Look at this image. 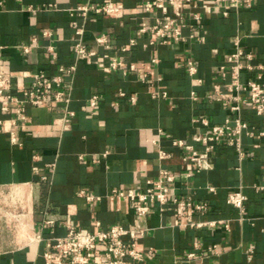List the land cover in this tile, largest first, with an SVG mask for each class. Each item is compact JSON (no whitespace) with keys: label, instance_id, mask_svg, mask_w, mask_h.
<instances>
[{"label":"crops","instance_id":"obj_1","mask_svg":"<svg viewBox=\"0 0 264 264\" xmlns=\"http://www.w3.org/2000/svg\"><path fill=\"white\" fill-rule=\"evenodd\" d=\"M106 1L123 15L90 10L83 18L70 11ZM144 1L0 0V69L14 91L37 71L52 76L59 65H76L65 83L72 119L63 121L60 103L27 105L29 119L13 128L15 144L0 129V214L16 216L28 232L22 245L0 249V264H44L45 242L32 241L34 233L50 238L64 236L70 227L93 231L114 224L146 230L137 240L142 260L127 258L128 264H264V188H255L264 185V136L251 133L264 130V117L251 104L235 112L222 102L230 94L224 85L230 74L223 79L222 67L237 36L253 54L251 64L264 65V0L249 5L241 0L225 17L185 4L186 15H202L203 27L190 19L192 27L182 29L184 40L168 34L166 43H151L150 30L139 31L142 21L153 23L143 13ZM30 6L38 9L32 12ZM72 22L83 28L82 43L95 56L74 59L78 36ZM100 36L104 43L97 41ZM112 58L122 59L124 67L111 69ZM187 58L196 67L192 75ZM240 78L264 84V71L244 70ZM93 96L95 106L89 102ZM235 119L247 125L239 133L242 157L225 136L213 143L212 167L197 171L184 159L190 152L173 144L182 140L202 151L204 144L194 135ZM157 148L169 156L160 160ZM161 168L174 177L163 211L149 202V212L138 216L137 202L109 199L113 189L144 192ZM239 189L246 196L242 214L227 202ZM88 194L99 199L87 200ZM174 197H190L208 208L181 218ZM90 264H107L103 247Z\"/></svg>","mask_w":264,"mask_h":264},{"label":"built area","instance_id":"obj_2","mask_svg":"<svg viewBox=\"0 0 264 264\" xmlns=\"http://www.w3.org/2000/svg\"><path fill=\"white\" fill-rule=\"evenodd\" d=\"M241 0H145L142 4L143 13L152 17L153 23L147 25L144 21L141 22L139 31L145 32L150 30L155 39L159 43H166L167 35L171 34L175 40L183 41L185 36L182 34V29L192 27L190 19H193L198 26L203 27L202 15L198 12L185 14L183 5H191L196 8L200 6L206 12L217 11L222 16H227L233 9L239 7ZM246 5H249L250 0H243ZM222 3V5H221ZM224 3V4H223ZM52 6V5H49ZM55 7V6H54ZM30 11H35L38 8L28 7ZM94 10L97 13L114 14L116 17L123 15L122 10L115 6L111 1H106L102 5L89 6L81 5L70 9L72 13L86 18L88 12ZM75 28L76 41L73 44V54L75 60L88 59L96 55L93 50L86 49L82 43L83 28L72 22ZM190 29V28H189ZM204 30V34H205ZM47 34V32H44ZM190 37L193 35L190 34ZM204 40V36L201 38ZM99 43L105 42V37H98ZM51 49V47H50ZM23 51L28 52L29 47L23 46ZM54 56V55H53ZM253 54L246 52L241 45L240 38L237 36L233 41L231 51L228 53L225 64L223 65L222 76L225 79L227 73L230 74V81L224 82L230 92L229 96L222 102L227 105L231 111L238 112L243 104H251L256 113L264 117V84L258 80L248 78L242 81L240 76L244 70L250 71L257 68L264 71L263 64L252 65ZM187 69L189 74L196 72V67L192 59L187 58ZM102 66V64H99ZM109 66L113 70L124 67L122 59L112 58ZM132 69V65L130 66ZM76 69L75 63L68 66L59 65L57 71L52 76L47 75L40 70L34 73L27 86L16 91L13 90L11 78L3 73L0 69V129L7 131L9 134V142L15 144L16 137L14 127L24 123L29 119L26 113V106L41 107L50 103H60L63 107V121L68 122L75 116L74 110L70 108V96L65 90L67 78H71ZM261 77V72L257 78ZM215 90L220 91L219 85H215ZM97 97L93 96L89 99L90 105L95 106ZM131 101L135 99L132 97ZM12 114V115H11ZM233 121V122H232ZM226 121L223 125L211 126L209 133L196 134L193 136L194 141L204 144L202 151L195 150L192 145L183 142L182 140L173 141L174 145L184 147L190 153L184 157L194 164L197 171L209 169L212 167V158L210 152L213 149L214 142L221 140L227 136L228 144L234 145L238 150L240 157L243 153L239 148V133L242 129H246V123H242L239 119ZM206 124L205 120H202ZM234 124V126H233ZM258 136H264V130L251 132ZM157 156L160 160L169 156L163 149L157 148ZM33 171L37 172L38 167L33 166ZM173 175L165 168H161L155 179H148L147 186L144 192L136 191L131 187L126 189H113L108 195L109 199L114 197H123L130 201L138 203L136 213L138 216L146 215L149 210V202L157 204L158 210L163 211L169 192V184L173 181ZM263 189L264 185L255 187ZM207 190L215 192L213 186H208ZM83 194V191L80 192ZM87 200L99 199L93 194L86 195ZM246 196L242 191L235 190L229 194L227 202L232 205L239 214L244 211V202ZM179 217L183 218L187 212H203L208 206L205 203H193L190 197H174L172 199ZM206 223H195L196 226H201ZM214 222H209L213 225ZM191 226L193 223L190 224ZM146 233L145 229H136L134 227H123L120 224H114L107 229H97L93 231L75 230L70 227L64 236H55L43 238L40 233H34L32 241L40 242L44 240L45 250L43 251L44 264H90L93 258L94 251L98 247H103V255L107 264H128L127 258L131 260L141 261L143 253L137 247V240ZM193 253L188 256H193Z\"/></svg>","mask_w":264,"mask_h":264},{"label":"rangeland","instance_id":"obj_3","mask_svg":"<svg viewBox=\"0 0 264 264\" xmlns=\"http://www.w3.org/2000/svg\"><path fill=\"white\" fill-rule=\"evenodd\" d=\"M26 237L28 232L16 216L0 214V249L18 247L25 242Z\"/></svg>","mask_w":264,"mask_h":264}]
</instances>
